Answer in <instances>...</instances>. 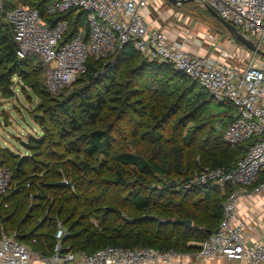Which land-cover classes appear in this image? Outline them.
<instances>
[{"label": "trees", "instance_id": "obj_1", "mask_svg": "<svg viewBox=\"0 0 264 264\" xmlns=\"http://www.w3.org/2000/svg\"><path fill=\"white\" fill-rule=\"evenodd\" d=\"M52 1H1L0 92L8 91L11 78L18 76L40 97L41 107L56 124L41 140H31V158L19 163L8 152L0 154V166L13 175L9 190L0 197V234H15L19 243L51 256L59 221L66 230L62 245L75 255L106 247L172 250L182 255L198 252V245L222 220V198L210 185L173 194L165 181L175 180L177 185L203 168L234 169L252 142L235 147L222 142L224 131L236 118L233 108L218 104L230 108L225 128L209 129L197 143L190 131L180 138L153 139L151 134L166 130L173 116L188 106L190 115L206 111L213 99L172 66L147 62L132 47L108 61L89 59L86 74L76 79L82 88L66 97H49L45 83L46 92L41 85V68L30 63L32 56L17 58L5 14L21 5L37 10L52 25L58 19L45 12ZM66 19L69 29L64 42L78 30L87 36L83 12L69 13ZM173 81L185 95L193 96L190 104L187 96L168 89ZM144 82L145 88L140 89ZM181 117L173 121L174 126ZM129 141L134 152L127 149ZM63 180L67 185L61 184ZM158 184L161 190L151 189ZM181 221H190L191 226Z\"/></svg>", "mask_w": 264, "mask_h": 264}, {"label": "built area", "instance_id": "obj_2", "mask_svg": "<svg viewBox=\"0 0 264 264\" xmlns=\"http://www.w3.org/2000/svg\"><path fill=\"white\" fill-rule=\"evenodd\" d=\"M201 2L264 51V0ZM151 4L150 0H55L45 8L48 17L58 19L52 25L44 22L37 10L21 5L8 11L5 20L12 28L17 58L40 59L45 87L53 96L86 74L89 59L108 61L132 47L143 60L172 66L216 103L230 105L236 118L224 131L222 142L235 147L251 141L244 158L229 172L203 168L189 180L177 183L175 191L210 185L222 198V220L215 233L198 245L199 251L191 254L193 262L221 258L226 264H264V226L255 229L253 235L249 231V222L258 211L264 214V63L249 51L240 58L244 67L239 68L211 53H192L185 38L184 42H169L167 31L150 20ZM72 12L85 14L88 34L78 30L64 42L69 29L66 16ZM12 177L9 168L0 166V197L9 190ZM257 200L260 202L255 203ZM240 210H246V217H241ZM65 237L66 230L57 221L52 255L43 256L19 243L15 234L1 233L0 264H168L173 259L181 262L184 256L172 250L114 247L75 255L63 247Z\"/></svg>", "mask_w": 264, "mask_h": 264}, {"label": "rangeland", "instance_id": "obj_3", "mask_svg": "<svg viewBox=\"0 0 264 264\" xmlns=\"http://www.w3.org/2000/svg\"><path fill=\"white\" fill-rule=\"evenodd\" d=\"M150 1L152 2L149 6L150 20L154 24L162 25L161 27L163 29L164 27L165 29L169 27L173 29L178 28L177 30L183 32L185 39H187V35L190 32L191 34L205 33V35H203L205 36L204 39H206V42L209 44H213L212 38L219 42L220 39L222 41L225 39L233 41L227 31L196 1L186 3L181 7H174L165 0ZM236 47L246 50L238 43H236ZM30 58L31 65L41 68V85L45 91L44 66L39 58L34 56ZM258 60L264 63L262 58L259 57ZM123 67L124 66H122L121 69ZM28 79L32 80L33 77H29ZM10 83L8 91L4 93L0 92V154L2 151H5L15 156L19 161H23L25 158H31V153L20 144L26 143L29 147L31 140H41L45 135L50 134L55 129L56 122L53 115L44 107H41L40 97L30 88L23 85V81L18 76H13ZM145 84L146 82L143 83V86H139V88L144 89L146 86ZM82 85V83L74 81L69 87L65 88L64 91L55 96L49 95V97H54L53 99H58L59 95L66 97L68 94L82 88ZM168 89L178 91L180 95L187 96V100H189L187 101L188 103L193 101V96L185 95L186 91H182L183 87L180 88V85L176 81H173ZM162 91L163 93L165 92V90ZM172 98L174 99V95ZM229 109L230 108L222 106L218 107V103L213 100L212 105L206 111L197 110L190 115L189 113L192 108L188 106V108L182 110L177 117L173 116L170 119L166 125V130H161L159 133L153 132L151 136L153 139H158L160 137L175 139L185 136L187 132L190 131L193 133L195 139L194 143H197L201 135L203 136L209 129L221 132L225 128V116L229 114ZM180 116H182L181 121L174 126L173 121ZM132 143L131 141L126 143L127 149L130 152H134L135 150ZM197 160L198 158L195 159V162ZM5 162L9 165L11 164L9 160H5ZM28 168H30V165H28ZM172 181L173 180L165 182L171 183ZM176 186L177 185L172 189L169 188L173 194L177 188ZM151 189L161 190L162 186L161 184L151 185Z\"/></svg>", "mask_w": 264, "mask_h": 264}, {"label": "crops", "instance_id": "obj_4", "mask_svg": "<svg viewBox=\"0 0 264 264\" xmlns=\"http://www.w3.org/2000/svg\"><path fill=\"white\" fill-rule=\"evenodd\" d=\"M156 27L162 28L159 24L156 25ZM163 29V28H162ZM178 28H167L164 30L167 31L169 35V42H184L183 38L185 36L183 35V32L180 30H177ZM205 33L203 34H191V32L187 35V39H185L186 43H189L186 48L191 51L194 54H197L199 56H205L207 53H211L215 58H217L221 62H225L228 65L236 66L239 68H243L244 64L241 63L240 58H244L247 56L248 53H250L247 49L243 50L238 47H236V43H231L230 39H225L222 41L220 39L219 41H214L213 44H209L206 42V39H204ZM203 36V37H202ZM260 199V198H257ZM260 202V200L255 201V203ZM242 204H240L241 207ZM246 211V210H245ZM244 210H240L241 217H246L247 212ZM260 221V225L258 223ZM264 226V214L262 213V210L258 211V214L255 216L254 219H252L249 222V231L251 235H253L255 229H259V227ZM3 233V232H1ZM1 235V234H0ZM168 264H226V262L221 258H213V259H207L203 262H193L191 258V254H184L182 261L180 262L179 259H173Z\"/></svg>", "mask_w": 264, "mask_h": 264}, {"label": "water", "instance_id": "obj_5", "mask_svg": "<svg viewBox=\"0 0 264 264\" xmlns=\"http://www.w3.org/2000/svg\"><path fill=\"white\" fill-rule=\"evenodd\" d=\"M165 1L174 7H181V6L185 5L186 3L195 2V1L202 5L201 0H165ZM202 6L216 20V22L227 31L229 36L232 37V39L236 43L240 44L245 49L256 54L257 56H259L260 58H262L264 60V51L260 50L252 40L245 37L237 29H235L234 27H232L231 25H229L228 23H226L225 21L220 19L213 10H211L210 8H208L205 5H202ZM20 145L23 148H25L26 150H29V147L26 143H21ZM20 162H21V160L19 161V163ZM175 185H176V181L173 180L171 183H169L167 185V187L168 188H174ZM180 224H182L184 226H188V227L191 226L190 221H181ZM213 233H215V231Z\"/></svg>", "mask_w": 264, "mask_h": 264}]
</instances>
